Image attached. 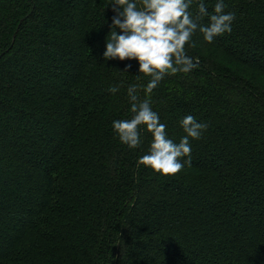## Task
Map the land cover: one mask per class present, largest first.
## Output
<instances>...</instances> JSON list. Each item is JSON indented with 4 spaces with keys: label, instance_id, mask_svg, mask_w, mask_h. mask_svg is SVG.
<instances>
[{
    "label": "trees",
    "instance_id": "16d2710c",
    "mask_svg": "<svg viewBox=\"0 0 264 264\" xmlns=\"http://www.w3.org/2000/svg\"><path fill=\"white\" fill-rule=\"evenodd\" d=\"M223 2L232 31L151 94L174 142L207 125L164 177L113 131L150 79L103 58L113 0H0V264H264V0Z\"/></svg>",
    "mask_w": 264,
    "mask_h": 264
},
{
    "label": "clouds",
    "instance_id": "9594fccd",
    "mask_svg": "<svg viewBox=\"0 0 264 264\" xmlns=\"http://www.w3.org/2000/svg\"><path fill=\"white\" fill-rule=\"evenodd\" d=\"M193 0H113L110 32L106 37L105 61L112 59L137 60V80L148 77L143 88L144 99H140L139 86L129 85L127 98L133 114L131 119L114 120L113 131L122 144L129 149L141 145L143 127L152 136L149 152L138 164L152 169L161 176L170 177L191 163V140L202 137L207 125L188 115L180 121L185 135L178 143L169 139L166 126L160 123L159 115L151 106V94L160 82L170 75L188 74L199 66V59L187 55L186 45L195 47L192 38L199 31L203 40L212 43L218 36L230 33L235 13L225 12L223 0H217L213 12L209 13L204 3L198 5V13L189 10ZM207 17L208 22L201 21ZM117 29L120 30L119 34ZM119 86H112L113 94ZM188 157V159H183Z\"/></svg>",
    "mask_w": 264,
    "mask_h": 264
},
{
    "label": "rangeland",
    "instance_id": "374dc122",
    "mask_svg": "<svg viewBox=\"0 0 264 264\" xmlns=\"http://www.w3.org/2000/svg\"><path fill=\"white\" fill-rule=\"evenodd\" d=\"M33 127V126H32ZM153 174H156L155 172Z\"/></svg>",
    "mask_w": 264,
    "mask_h": 264
}]
</instances>
